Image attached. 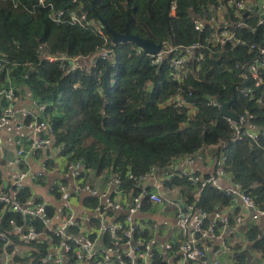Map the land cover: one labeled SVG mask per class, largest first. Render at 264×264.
<instances>
[{"label":"trees","instance_id":"1","mask_svg":"<svg viewBox=\"0 0 264 264\" xmlns=\"http://www.w3.org/2000/svg\"><path fill=\"white\" fill-rule=\"evenodd\" d=\"M50 2L65 14L62 23L53 22L52 10L39 7L38 0H0V52L14 65L12 77L18 96L28 93L46 106L44 118L56 131L55 145L63 157L70 162L81 161L103 182L118 178L122 187L135 195L141 193V188L137 180L130 179L131 175L138 179L152 171L168 174L163 181L168 197L184 205L197 203L210 214L229 204L231 198L210 186L197 200L194 195L198 178L191 170L173 171L189 156L198 159L202 153L208 159L225 157L231 184L264 209V85L255 88L253 81H242L236 69L237 63L255 59L249 50L255 35L243 31L246 45L234 50L185 51L193 59L200 58V62L194 64L195 75L183 85L187 106L176 108L170 100L180 85L170 77V61L183 52L178 50L154 66L150 54L134 43L111 44L112 36L100 19L119 34L129 31L161 46L169 43L189 47L203 42L205 34L197 32L195 24L199 19L212 18V13L206 16V12L216 10L218 0ZM174 3L177 7L172 15ZM72 12H84L89 22L103 27L109 40L94 32L93 27L71 24ZM205 30L209 32L211 27L205 26ZM258 38L260 43L261 34ZM111 46L113 55L102 59L98 53L111 50ZM49 57L65 59L70 66L71 59L77 58L80 68L68 71L59 61L51 63ZM4 78L1 74L0 81ZM243 88L252 90V94L245 97L240 92ZM232 90L236 99L230 109L238 117L245 116L247 126L258 131L256 141L233 142L234 130L221 115V108L208 106L218 96L231 100ZM190 91L192 97L187 96ZM19 196L24 202L30 197L29 190ZM91 203L97 205V199ZM59 204L56 195L47 206L51 216ZM5 219L22 224L21 217L9 211ZM35 223L39 231H45L40 221ZM92 223L98 226L96 219ZM261 232L262 228L252 225L248 239L254 243V250L264 253ZM107 243L109 239L105 238L103 244ZM30 244L44 252L48 247L41 241ZM237 260L245 264L244 257L238 256ZM153 264H166L165 256L157 257Z\"/></svg>","mask_w":264,"mask_h":264},{"label":"built area","instance_id":"2","mask_svg":"<svg viewBox=\"0 0 264 264\" xmlns=\"http://www.w3.org/2000/svg\"><path fill=\"white\" fill-rule=\"evenodd\" d=\"M76 2V0H73ZM220 3L216 10L210 9L206 16L212 13V18L199 19L195 24V30L205 34L204 40L200 44L189 47L173 46L165 43L160 52L150 55L152 65L163 63L172 53L180 50L181 55H176L170 61V77L178 83L179 89L170 104L176 108L186 107V94L183 85L194 76V64L200 62V58L193 59L192 55L184 54L185 51L193 50H214L230 48L234 50L239 46H245L243 31L255 35V40L250 43L249 50L254 55L251 62L237 63L236 69L240 71L239 77L242 81H253L255 88L264 85V0H218ZM39 7L50 8V17L53 22L60 24L64 20V13L55 10L50 0H38ZM176 4L172 5V15H175ZM255 21L251 25V21ZM70 23L82 27H93V31L102 36L106 41L109 38L104 34L103 27L89 22L84 12H72ZM205 26H210L207 32ZM258 34H261L262 41L258 42ZM113 44V42H111ZM98 55L102 59H108L113 55L109 49L101 50ZM51 63L61 62L62 68L68 71L80 68L77 58L71 59V66L65 59L59 57H49ZM12 65L7 57L0 52V75L5 74L4 81H0V98L4 105L0 110V132H2L10 122L18 119L16 129L18 132L29 133V136H19L14 138L15 156L11 165V172L15 179L9 185L8 190H3L0 183V264H153L155 259L163 255V251L157 245L155 236L161 231L170 227V220L163 218L158 221L157 215H167L171 207L175 206V201L168 197L163 188V181L168 174L162 175L157 171L140 176L138 179L130 176V179L137 180L141 193L135 195L132 191H127L122 187L118 178L112 177L107 186L97 189L93 186L94 173L88 169L81 161H68L65 157V173L73 180L72 184L58 182L56 186H51L50 195L53 200L59 195L60 209L51 216L47 210V201L42 196H35L30 184L38 183L48 174H54L55 170L50 168L46 162L38 172H32L27 168L28 158L37 155L42 151L48 154L53 151L61 155V149L55 145L56 131L52 124L45 120L44 112L46 106L35 102V111L19 110L16 108L19 102L18 89L12 77ZM241 94L249 97L252 90L243 88ZM192 97L190 91L187 94ZM208 106L221 108L216 98H212ZM19 113L24 114L18 116ZM44 118V119H43ZM230 127L234 130L233 142H242L246 139L256 141L259 133L251 130L247 126L245 116L238 117V121L225 117ZM4 145L0 137V149ZM63 157V156H62ZM210 160L216 165L213 173L203 179H198V189L194 197L199 200L208 187H213L217 191L225 193L226 197L232 201L239 199L244 206V210L250 213L252 222L264 223V209L257 206L254 200L243 192L240 187L233 185L223 187L221 180L229 176L226 172V159L217 160L214 156ZM197 158L189 156L178 162L176 171L186 173L196 164ZM9 173V172H8ZM0 175L2 169L0 168ZM191 181H195L191 178ZM150 183V187L146 186ZM56 188V189H52ZM29 190L30 197L24 202L20 199L21 192ZM74 189V191L72 190ZM56 190V191H55ZM57 193V194H56ZM73 193H83L100 199L101 206L92 209L88 213L89 217H78L71 205ZM112 196L123 197L127 202L120 203ZM52 200V201H53ZM149 205V206H148ZM186 212L177 205L176 228L185 238L180 247L181 257L178 264H187V257L196 254L200 258H206V251L199 247V241L208 239H221L218 225L223 226L228 222V218L223 213L216 211L213 214L204 208L198 207L197 203L184 205ZM61 213L58 210H62ZM18 214L22 224L16 220L5 219L6 212ZM121 213L124 216L122 221L114 219L111 212ZM147 215H142L145 214ZM59 214L62 216L59 217ZM214 222L207 224L209 218ZM140 218L146 219L141 220ZM96 219L98 226L92 223ZM236 223H242L243 218L234 216ZM36 221H40L45 231H39ZM146 234V237L143 236ZM15 237L17 240H14ZM109 239V243L103 244L104 239ZM47 243L46 251L40 250L30 243ZM173 250V246H166L164 253ZM213 264H221L220 260H214Z\"/></svg>","mask_w":264,"mask_h":264},{"label":"crops","instance_id":"3","mask_svg":"<svg viewBox=\"0 0 264 264\" xmlns=\"http://www.w3.org/2000/svg\"><path fill=\"white\" fill-rule=\"evenodd\" d=\"M91 62V60H90ZM4 105V101L0 98V110ZM19 110H31L35 111V101L29 96V94L23 92L20 94L19 102L16 106ZM24 114L19 113L18 116H22ZM20 119V117L18 118ZM13 120L8 124V126L0 132V137L4 141V145L2 149H0V168L2 169V175H0V183L3 190H8L9 185L15 179V175L11 172L10 168L13 162L8 160V154L12 152L15 156V145L14 138L19 136H29V133L26 132H18L16 126L19 120ZM258 132L257 130H253ZM200 156V157H199ZM198 156L196 164L191 168V172L198 178L203 179L207 177L209 174L213 173L215 170V164L210 160V157H205L202 153ZM46 162L47 165L55 170L54 174H48L43 180L38 183L31 182L27 184L31 186L35 196H42L47 201H52L53 198L50 195L51 186H56L58 182H64L72 184L73 180L65 173V159L60 156V154L51 151L49 154L46 151H42L37 155H31L27 161V168L32 172H38L42 167L43 163ZM9 172V173H8ZM94 187L97 189H103L107 186V182H103L101 178H97L94 175ZM223 187H231L233 186L231 180L226 178L220 181ZM146 186L150 187V183ZM74 191V189H72ZM96 197H91L90 195L83 193H73L71 198V205L75 210V214L78 217H89L88 213H92V209L98 206H101V200L97 199V205L91 203V200ZM113 200L117 199L120 203L125 204L127 201L118 196H112ZM174 200V199H173ZM178 200V199H177ZM175 201V200H174ZM61 203L58 205L57 209H60ZM179 206V205H178ZM180 207V206H179ZM181 208V207H180ZM219 212L223 213L226 218H228V222L226 225L220 226L218 225L219 235L222 236L221 239H208L199 241V247L206 251L207 257L200 258L196 254H190L187 257V264H213V261L220 260L221 264H239L237 257H244L245 264L248 263L247 254H242V252L249 248L250 254L254 256V261L252 264H264V253H259L254 250V243L249 241L248 234L250 232V228L252 225L258 226L262 228L261 236L264 235V223L263 221L259 223H255L251 221L250 213H247L244 210V206L242 205L239 199L232 201L230 199L229 204L221 205ZM58 210L59 213L63 211ZM182 209V208H181ZM177 210V204L171 207L170 213L167 215L159 214L155 219L158 221L163 220V218L170 220V227L161 231V234L155 236V240L157 245L162 250L163 255H165L166 264H178L179 259L181 257L180 247L183 240L185 239L183 235H181L176 228V215L174 212ZM148 212L142 215H147ZM111 215L114 219L118 221H122L124 216L119 213L117 214L115 211L111 212ZM239 215L243 218L242 223L238 224L234 220V216ZM62 215L59 214V217ZM148 216V215H147ZM141 220H146L140 218ZM214 222L209 218L207 224H211ZM260 236V237H261ZM259 237V238H260ZM173 246V250H168L170 252L164 253V249L166 246ZM180 256V257H179Z\"/></svg>","mask_w":264,"mask_h":264},{"label":"water","instance_id":"4","mask_svg":"<svg viewBox=\"0 0 264 264\" xmlns=\"http://www.w3.org/2000/svg\"><path fill=\"white\" fill-rule=\"evenodd\" d=\"M100 23L102 26L111 34L112 36V42L114 45H117L119 43H125V42H131L134 43L136 46L142 48L146 54L155 55L160 52L162 46L158 45L148 39H144L140 37L139 35L131 34L129 31H127L125 34H119L115 31H113L109 25L102 19H100ZM113 46L110 47L112 50ZM232 98L229 101H224L221 97H217L218 103L221 105V115L224 117H228L232 119L234 122L238 121V116L230 109V106L236 99V93L234 90H232ZM14 157V154L10 152L8 154V160L11 161ZM242 254H247L248 256V263L252 264L254 261V256L250 254V249H245Z\"/></svg>","mask_w":264,"mask_h":264},{"label":"rangeland","instance_id":"5","mask_svg":"<svg viewBox=\"0 0 264 264\" xmlns=\"http://www.w3.org/2000/svg\"><path fill=\"white\" fill-rule=\"evenodd\" d=\"M174 200H175V203L182 208V211L186 212V208H185L184 204L181 201L177 200V199H174Z\"/></svg>","mask_w":264,"mask_h":264}]
</instances>
